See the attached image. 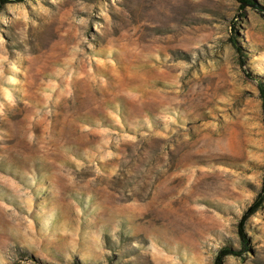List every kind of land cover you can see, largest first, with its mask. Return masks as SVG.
<instances>
[{
  "label": "rangeland",
  "instance_id": "rangeland-1",
  "mask_svg": "<svg viewBox=\"0 0 264 264\" xmlns=\"http://www.w3.org/2000/svg\"><path fill=\"white\" fill-rule=\"evenodd\" d=\"M240 4L0 5V264L243 249L264 179V17ZM246 233L221 264H264V205Z\"/></svg>",
  "mask_w": 264,
  "mask_h": 264
},
{
  "label": "trees",
  "instance_id": "trees-1",
  "mask_svg": "<svg viewBox=\"0 0 264 264\" xmlns=\"http://www.w3.org/2000/svg\"><path fill=\"white\" fill-rule=\"evenodd\" d=\"M24 1L25 0H0V5L4 6L6 4L20 3V2H24ZM237 1H239L241 3L240 4V8L241 9L244 8V4H251V5H253V8L256 9L264 17V7H262L259 4H256V2L254 0H237ZM231 41L236 46V48H237V50H238V52L240 54V62L244 66L245 65V61L243 59L242 50L237 45V41H236L235 35L232 36ZM246 73H247L248 76H250L248 71H246ZM258 88H259V92H260V97L262 99V107H263V113H264V83L263 82H258ZM263 205H264V179H263V186H262L261 191L257 195V197L254 200V202L244 212V214L242 215L241 220L239 222V225H238V232H239V235L241 237L243 249L242 250H238V249H235V248L230 247V246H225V247L221 248L219 253L216 256L214 264H221L223 259L226 256H228V255L242 256V253L247 250V248H248V240L249 239H248L247 233H246V224H247L249 218L252 215H254L257 211H259V209H261V207ZM74 264H78V263H74Z\"/></svg>",
  "mask_w": 264,
  "mask_h": 264
}]
</instances>
